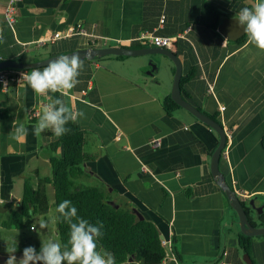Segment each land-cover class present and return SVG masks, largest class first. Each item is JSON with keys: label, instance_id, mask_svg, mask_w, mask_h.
Here are the masks:
<instances>
[{"label": "crops", "instance_id": "crops-1", "mask_svg": "<svg viewBox=\"0 0 264 264\" xmlns=\"http://www.w3.org/2000/svg\"><path fill=\"white\" fill-rule=\"evenodd\" d=\"M7 1L0 0V59L31 62L53 50L63 54L88 45L137 47L134 39L146 30L160 36L182 33L174 50L182 74L192 66L196 70V77L184 84L188 101L232 132L219 169L246 194L244 202L254 199L264 205L259 200L264 196V50L250 43L246 32L239 34L243 26L235 19L242 7H254L257 0H14L12 25L4 16ZM218 17L216 30L205 25ZM222 23L224 32L237 36L226 38L219 29ZM75 26L86 34L39 45ZM149 58L80 60L78 83L57 91L85 132L84 150L95 155L82 165L88 174L78 179L106 187L111 201L126 203L153 222L161 240H174L176 255L167 251L161 264H246L237 216L210 172L218 135L182 107L167 113L163 102L170 96L174 66L167 65L162 76L157 70L149 76ZM54 92L38 95L27 82L6 92L0 89V260L1 229L17 230L1 228V223L19 210L24 182L35 185L51 175V137L44 133L52 127L35 129ZM29 108L40 116L28 119ZM19 126L27 130L22 138L15 136ZM156 137L161 145L153 148L149 143ZM45 187L53 197V186ZM253 216L257 220L255 211ZM55 233L58 237L57 228ZM256 236L249 240L252 260L264 264V235ZM39 237L47 243L50 235Z\"/></svg>", "mask_w": 264, "mask_h": 264}, {"label": "trees", "instance_id": "trees-1", "mask_svg": "<svg viewBox=\"0 0 264 264\" xmlns=\"http://www.w3.org/2000/svg\"><path fill=\"white\" fill-rule=\"evenodd\" d=\"M247 7L252 8L250 5ZM215 15L218 16L217 13ZM218 20L219 17L213 23H205V25L216 30ZM245 38L246 35H243L239 40L243 41ZM136 46L146 47L149 44L139 43ZM170 48L174 51L176 42ZM62 52L65 51L53 50L50 54ZM116 57L125 56L119 55ZM43 67L45 66L40 68ZM195 71V67L192 66L187 74L183 73L181 77V93L187 100L190 97L187 96L184 90V84L196 77ZM57 100L60 103H56ZM163 104L167 113H171L180 107L170 96L165 98ZM51 105L56 108L64 106L61 95L57 91L53 94ZM194 105L199 110L202 109L200 105ZM65 115L68 119L63 127L68 130L67 132L60 136H56L53 131L44 133L45 136L51 137V141L48 143V147L52 152L49 158L51 175L38 179V183L35 185L28 180L24 182L19 210L12 211L9 218L1 223V228L20 230L25 226L26 220L32 217L45 218L51 207L45 186L51 184L54 190L53 206L56 212V228L62 251L68 250L70 247V225L78 222L79 219H86L90 225L100 229L101 235L96 238L97 251L101 253L105 260L111 254L114 257L115 264H124L130 258L138 264H161L167 256V249L163 246L158 229L153 222L145 218L139 219L133 208L126 203L120 204L113 201L111 204L109 202L111 198L106 187L77 182L81 175L88 174L82 165L86 161L94 160L95 155L84 150L85 132L78 129L71 113L68 111ZM211 117L216 119L215 116ZM261 144L264 148V132ZM58 149H60V152H57ZM64 200H70L76 207V216L67 215L68 208H65L63 213L57 210L58 205ZM245 209L252 224H264V212L256 217L257 220H254L253 209L248 205ZM253 237L244 233L238 234L239 247L247 251L251 258H253V255L251 254L249 240ZM172 245L170 251L176 255L174 240H172ZM253 263L256 264L254 260ZM62 264H67V261H62Z\"/></svg>", "mask_w": 264, "mask_h": 264}, {"label": "clouds", "instance_id": "clouds-1", "mask_svg": "<svg viewBox=\"0 0 264 264\" xmlns=\"http://www.w3.org/2000/svg\"><path fill=\"white\" fill-rule=\"evenodd\" d=\"M237 22L243 26L248 35L249 42L264 50V0H257L254 7H242L235 15ZM82 65L78 62L77 57H58L51 60L47 66L40 69L22 73V79L26 80L28 86L34 93L40 95L47 91H65L72 89L77 83L79 70ZM56 103H60L57 100ZM69 109L65 106L56 108L49 105L43 112L35 131L38 133L51 126L56 136L63 135L68 130L65 125L68 117L65 115ZM81 115H83L81 113ZM27 130L23 126L15 128L16 138H22L26 135ZM65 208L69 211L67 215L76 216L77 209L70 200H64L58 205L57 210L61 213ZM45 223L40 227L44 228ZM70 247L62 251L60 243L49 240L44 243L40 252L37 253L33 246L23 249L22 258L17 261L13 253L17 250V245L13 247L6 264H36L42 261L43 264H115L114 257L109 254L105 260L101 253L97 251V237L101 235L100 229L88 223L86 219H79L78 222L70 225Z\"/></svg>", "mask_w": 264, "mask_h": 264}, {"label": "water", "instance_id": "water-1", "mask_svg": "<svg viewBox=\"0 0 264 264\" xmlns=\"http://www.w3.org/2000/svg\"><path fill=\"white\" fill-rule=\"evenodd\" d=\"M227 20H229L227 18ZM226 20V21H227ZM224 20V22H226ZM225 25L222 23L219 26V29L223 31L226 38L233 39L237 35L228 34L224 32ZM245 33L244 28H241L239 34ZM238 34V35H239ZM108 55L114 56H135V55H150L151 59H149L147 66L148 69L145 71L147 75L153 76L155 74V70H157V64L152 60L153 56L161 55L165 58H168L174 64V74L172 80V87L170 92L171 99L177 103L180 107L189 111L194 117H196L200 122L207 125L209 128L213 129L218 135V143L213 153L211 154L210 160V172L214 178L215 183L220 187L221 191L227 198L230 207L234 210L237 216V222L239 225V229L242 233L247 236H256V235H264V224L263 225H254L249 220L248 214L246 212L245 207L250 206L258 215L264 212V205H256L254 199H250L247 203L241 200L235 189L230 185L226 176L219 169V159L222 153V150L225 148L227 144V137L224 130L223 125L219 122V119L212 118L207 113L199 110L195 107L191 102L186 100L182 93L180 87V81L182 77V63L179 55L176 54L171 48L166 47H130L125 45H108V46H91L76 49L63 54H56L46 57L44 59L26 62L22 60L15 59H0V69L2 68H40L42 66H46L51 60L58 57H77L78 61L83 59H95L101 58ZM111 204L113 201H109ZM247 205H246V204ZM118 206V205H117ZM134 213L139 217V219H143V216L139 211L133 208ZM160 237V236H159ZM161 239V238H160ZM130 261L132 258L129 259ZM243 260L246 264H254L251 256L248 252H244Z\"/></svg>", "mask_w": 264, "mask_h": 264}, {"label": "built area", "instance_id": "built-area-1", "mask_svg": "<svg viewBox=\"0 0 264 264\" xmlns=\"http://www.w3.org/2000/svg\"><path fill=\"white\" fill-rule=\"evenodd\" d=\"M13 2L14 0H8L4 8L5 20L10 25H12L15 22V18L13 15V12H14ZM78 34H86V31L80 26L70 27L64 33L56 32L49 38L43 41H40L39 45H43L46 43H53L57 39L68 38V37H71L73 35H78ZM182 36H183L182 33H179L175 36H160V35H156L154 31L146 30L134 40L139 43H148L151 46H155V47L170 48L171 45L176 40H178L179 37H182ZM33 69H38V68H2L0 69V89L6 92V91H9V89L13 85L27 82L26 80L22 79V73L31 71ZM224 108H225L224 106H221V110H223ZM26 115L28 119H34L40 116V112L37 109L29 108L26 112ZM225 133L228 139L232 137L231 131H227ZM117 138H119V135H117ZM149 144L151 147L157 148L161 145V138L159 137L153 138ZM142 169L146 170L144 166L142 167ZM235 191L241 200L245 198L246 194L243 191H240L238 189H235ZM161 241H162L163 246L166 247L167 251L173 254L170 251L173 246L172 239H162Z\"/></svg>", "mask_w": 264, "mask_h": 264}, {"label": "rangeland", "instance_id": "rangeland-1", "mask_svg": "<svg viewBox=\"0 0 264 264\" xmlns=\"http://www.w3.org/2000/svg\"><path fill=\"white\" fill-rule=\"evenodd\" d=\"M152 58H153L152 60L157 64L156 74L158 76H162L164 74L167 65L174 66L172 61L168 58H165L159 55H155ZM166 73H168L167 70H166ZM77 182L83 183V184H90V183H86L85 181L81 179H77ZM48 197H49V200L52 201L53 197L51 196L49 192H48ZM259 200L264 202V196L260 197ZM3 216H4V211L1 209L0 211L1 221H2ZM55 222H56L55 208L53 204H51L49 213L48 215H46L45 219L37 217V216L32 217L30 221L25 226H23L22 230L8 231V230L1 229L0 264H6V261L9 255L12 253L13 247L16 245H17V250L13 254L17 256V261H19L22 258V254H23L22 250L28 246H33L36 249V251L39 253V249H40L39 247L45 243V241L41 240L42 237H39L42 233H44V235L46 233L50 235V237L48 238V241L51 240L52 242L59 243L58 237L55 233V228H56ZM41 223L46 224V227H45L46 231L41 232L42 229H44L40 227ZM30 264H32V262H30ZM36 264H43V263L41 261H37Z\"/></svg>", "mask_w": 264, "mask_h": 264}, {"label": "flooded vegetation", "instance_id": "flooded-vegetation-1", "mask_svg": "<svg viewBox=\"0 0 264 264\" xmlns=\"http://www.w3.org/2000/svg\"><path fill=\"white\" fill-rule=\"evenodd\" d=\"M246 202V201H245ZM246 204V203H245ZM247 205V204H246ZM258 216V214L256 213V217Z\"/></svg>", "mask_w": 264, "mask_h": 264}]
</instances>
